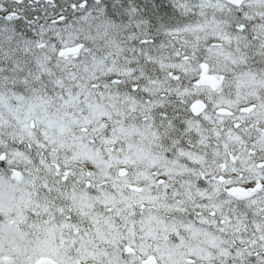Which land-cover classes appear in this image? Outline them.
Wrapping results in <instances>:
<instances>
[{"label": "snow or ice", "instance_id": "6c2138e0", "mask_svg": "<svg viewBox=\"0 0 264 264\" xmlns=\"http://www.w3.org/2000/svg\"><path fill=\"white\" fill-rule=\"evenodd\" d=\"M0 264H264V0H0Z\"/></svg>", "mask_w": 264, "mask_h": 264}]
</instances>
